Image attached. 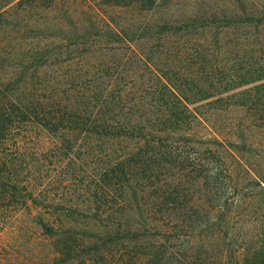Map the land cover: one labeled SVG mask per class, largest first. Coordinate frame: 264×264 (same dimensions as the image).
I'll return each mask as SVG.
<instances>
[{"label": "rangeland", "instance_id": "obj_1", "mask_svg": "<svg viewBox=\"0 0 264 264\" xmlns=\"http://www.w3.org/2000/svg\"><path fill=\"white\" fill-rule=\"evenodd\" d=\"M18 6L13 3L10 17L0 18V102L34 107L45 101L91 119L108 93L112 106L105 120H126L132 134L52 132L32 122L14 130L8 146L17 153L15 172L32 186H18L8 196L0 191V264H92L90 244L60 255L57 238L43 225L50 219L66 225L78 243L95 235L96 183L142 144V128L160 127L153 64L176 75L212 77L210 84L241 70L264 75V0H176L150 12L138 6L97 8L86 0L48 1L40 13ZM107 22L123 36L112 35ZM196 50L204 52L202 60L190 56ZM262 85L264 78L191 105L202 123L185 122L171 134L178 140L222 141L232 149L236 196L246 205L235 230L213 242L227 245L231 256L264 241V191L258 186L264 187V104L238 105L242 93ZM106 227L117 228L113 222ZM152 233L145 229L142 235Z\"/></svg>", "mask_w": 264, "mask_h": 264}, {"label": "trees", "instance_id": "obj_2", "mask_svg": "<svg viewBox=\"0 0 264 264\" xmlns=\"http://www.w3.org/2000/svg\"><path fill=\"white\" fill-rule=\"evenodd\" d=\"M48 1L57 0H0V18L10 17L13 3L17 7L23 6L24 13H40L42 4ZM86 1L94 3L97 8L105 5L114 8L138 6L150 12L168 8L176 0ZM99 10L101 14L105 12ZM106 27L112 35L123 36L113 23L106 24ZM199 51L190 56L198 54V59L202 60L204 52ZM137 53L143 59V54ZM178 53L182 55L183 51L178 50ZM153 66L151 73L156 81L154 103L160 108L156 121L160 127L149 124L150 129L142 128L139 135L142 144L106 170L96 183L91 209L97 213L95 235L78 243L75 234L65 231L66 225L54 219L43 225L46 234L57 238L56 250L60 255L74 253L90 244L92 255L89 261L92 264H264V241H259L251 249L240 247L234 256L226 250L227 245L213 244L235 230L241 208L246 205L244 198L236 196L239 188L230 171L232 149L222 141L211 144L171 137L185 122L202 123L200 113L191 111V105L260 81L264 75L253 69L241 70L210 84L213 79L206 75H176ZM108 97L105 93L91 119L81 118L76 111L49 107L45 101L34 107L21 102H0V191L5 189L8 196L18 186L25 185L26 190L32 186L28 180L17 177L14 168L17 153L8 146L14 130L24 123H36L52 132L80 130L108 137L131 135L126 129L131 124L126 120L108 121L118 128L105 120L106 111L112 106ZM240 97L238 105L243 107L255 101L264 104V85L244 92ZM223 102L216 100V103ZM258 186L264 191L262 183ZM24 200L27 202L28 199ZM127 216L136 220L128 222ZM110 222L116 225V230L108 231L106 226ZM145 229L151 230L152 235H142Z\"/></svg>", "mask_w": 264, "mask_h": 264}]
</instances>
